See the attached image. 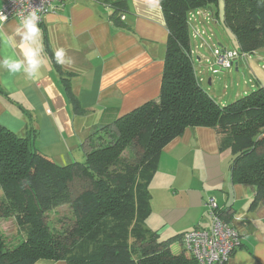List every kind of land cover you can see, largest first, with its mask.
<instances>
[{
    "label": "trees",
    "instance_id": "1",
    "mask_svg": "<svg viewBox=\"0 0 264 264\" xmlns=\"http://www.w3.org/2000/svg\"><path fill=\"white\" fill-rule=\"evenodd\" d=\"M159 3L168 40L158 99L95 129L82 162L58 164L32 146L33 137L0 125V221L13 217L19 227L15 244L0 229V264H196L182 247L183 234L163 240L145 227L158 158L191 127L215 131L220 150L232 155V182L255 188L252 208L264 203V86L220 105L195 76L187 23L188 13L198 9L216 18L221 4L222 23L238 51L252 57L264 49V0ZM112 8L110 20L120 25L126 6ZM125 151L131 159L122 156ZM63 206L70 214L50 226L47 216Z\"/></svg>",
    "mask_w": 264,
    "mask_h": 264
},
{
    "label": "crops",
    "instance_id": "2",
    "mask_svg": "<svg viewBox=\"0 0 264 264\" xmlns=\"http://www.w3.org/2000/svg\"><path fill=\"white\" fill-rule=\"evenodd\" d=\"M117 2L126 6L120 25L110 20ZM207 21L218 23L217 17ZM20 23L0 20V59L20 53L15 36ZM39 27L43 64L38 76L10 74L0 66V125L33 137L32 146L58 164L82 162L95 129L158 99L168 40L164 13L159 0H72L45 15ZM58 48H64L70 64L56 62ZM195 59L200 62L203 56L196 53ZM69 95L79 113L72 110ZM60 144L61 152L52 153L51 147ZM231 160L213 129H185L158 158L148 186L145 227L163 240L209 228L207 205L212 201L240 238L227 264H264V203L252 208L255 188L232 182ZM35 264L66 262L42 259Z\"/></svg>",
    "mask_w": 264,
    "mask_h": 264
},
{
    "label": "built area",
    "instance_id": "3",
    "mask_svg": "<svg viewBox=\"0 0 264 264\" xmlns=\"http://www.w3.org/2000/svg\"><path fill=\"white\" fill-rule=\"evenodd\" d=\"M69 1L72 0H5L0 9V16L6 17V20L21 21L23 15L36 10L40 16V24L45 15L57 6L62 7ZM120 18L122 20L124 16ZM204 19H211L210 14L204 10L198 9L188 13L187 23L191 29L193 41L196 39L202 40L203 35H206L205 28L198 25ZM197 20H199V23ZM203 47L204 43L199 45L195 43L192 54L195 55L198 53V49ZM250 57V54L233 49L227 50L212 44L210 59H206V62L209 64L208 69L216 74L217 70L212 65L230 71L238 63L245 62ZM199 81L201 82L200 79ZM207 206L211 219L210 227L196 228L184 233L181 240L182 247L194 259L196 264H227L231 255L239 247L240 238L236 230L216 214L217 208L212 201Z\"/></svg>",
    "mask_w": 264,
    "mask_h": 264
},
{
    "label": "rangeland",
    "instance_id": "4",
    "mask_svg": "<svg viewBox=\"0 0 264 264\" xmlns=\"http://www.w3.org/2000/svg\"><path fill=\"white\" fill-rule=\"evenodd\" d=\"M222 5H218V23L214 24L210 21L204 20L199 27L202 25L206 30V35H203V39H196L192 41L193 45L204 43V47L198 50V53L203 56L202 61L194 62L195 76L201 80V86L206 90L210 96H212L221 105H226L233 102L236 98L249 93L256 89L257 85L264 86V49L255 52L252 58L247 62V65L240 64L239 70L235 71V67L230 71L224 70L216 65H212L217 70L216 74H213L209 69V64L205 59H210L212 44L215 46L221 45L227 50L233 48L238 50L237 44L227 28L222 23ZM199 23V20H197ZM197 53V55H198ZM251 56V55H250ZM260 56V57H259ZM262 58L261 61H257L255 58ZM242 63V62H240ZM212 79V85L209 86L208 81ZM239 96L236 97V95ZM219 98V99H218ZM62 145L51 147V151L54 154L61 152ZM79 154V153H78ZM122 156L129 157L128 151L123 152ZM134 156H132L133 158ZM78 158V157H77ZM137 159V157H134ZM70 214L68 207L63 206L52 211L47 216V221L50 226L58 227L57 219ZM0 229L6 233L7 237L15 244L19 240V227L13 217L0 221ZM9 239V240H10Z\"/></svg>",
    "mask_w": 264,
    "mask_h": 264
},
{
    "label": "clouds",
    "instance_id": "5",
    "mask_svg": "<svg viewBox=\"0 0 264 264\" xmlns=\"http://www.w3.org/2000/svg\"><path fill=\"white\" fill-rule=\"evenodd\" d=\"M6 19V17L0 16V20ZM39 21L40 16L36 10H33L23 15L21 23L16 27L15 36L18 37L21 51L19 54L13 53L12 56L0 59V66L10 74L24 72L29 77L38 76L39 69L43 64V60L41 59L43 45L39 42V37L41 36ZM17 56L22 57V59L17 58ZM54 57L58 64L71 63L70 60L65 58L64 48H58L54 53Z\"/></svg>",
    "mask_w": 264,
    "mask_h": 264
}]
</instances>
